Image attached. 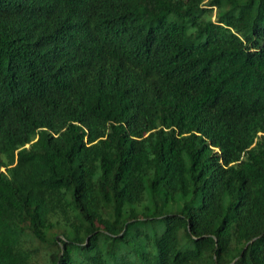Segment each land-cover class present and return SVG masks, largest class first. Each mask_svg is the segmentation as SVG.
I'll return each instance as SVG.
<instances>
[{
	"label": "trees",
	"instance_id": "trees-1",
	"mask_svg": "<svg viewBox=\"0 0 264 264\" xmlns=\"http://www.w3.org/2000/svg\"><path fill=\"white\" fill-rule=\"evenodd\" d=\"M0 264H264V0H0Z\"/></svg>",
	"mask_w": 264,
	"mask_h": 264
}]
</instances>
